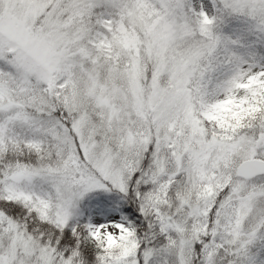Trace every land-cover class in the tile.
<instances>
[{
    "label": "snow or ice",
    "instance_id": "6c2138e0",
    "mask_svg": "<svg viewBox=\"0 0 264 264\" xmlns=\"http://www.w3.org/2000/svg\"><path fill=\"white\" fill-rule=\"evenodd\" d=\"M0 264H264V0H0Z\"/></svg>",
    "mask_w": 264,
    "mask_h": 264
}]
</instances>
